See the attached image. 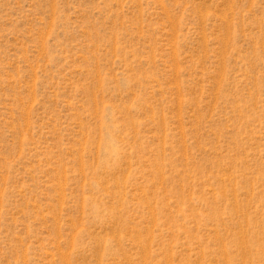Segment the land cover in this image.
<instances>
[{
    "label": "rangeland",
    "instance_id": "374dc122",
    "mask_svg": "<svg viewBox=\"0 0 264 264\" xmlns=\"http://www.w3.org/2000/svg\"><path fill=\"white\" fill-rule=\"evenodd\" d=\"M0 264H264V0H0Z\"/></svg>",
    "mask_w": 264,
    "mask_h": 264
}]
</instances>
